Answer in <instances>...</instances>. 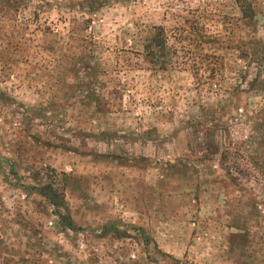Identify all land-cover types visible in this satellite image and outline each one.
<instances>
[{
  "label": "rangeland",
  "instance_id": "obj_1",
  "mask_svg": "<svg viewBox=\"0 0 264 264\" xmlns=\"http://www.w3.org/2000/svg\"><path fill=\"white\" fill-rule=\"evenodd\" d=\"M0 91V264H264V0H0Z\"/></svg>",
  "mask_w": 264,
  "mask_h": 264
},
{
  "label": "trees",
  "instance_id": "obj_2",
  "mask_svg": "<svg viewBox=\"0 0 264 264\" xmlns=\"http://www.w3.org/2000/svg\"><path fill=\"white\" fill-rule=\"evenodd\" d=\"M160 32H162L161 29H160ZM160 32L157 35L155 44H156V47L164 51L166 50V40L163 34H161ZM1 94L3 93L0 91V95ZM40 190H41L40 194L46 197L49 203L54 207V214L59 218L61 225L66 229H69L71 231H76L77 228L68 212V209L66 207V201L64 197L61 195V193H59L52 185H49L47 187L45 186L44 188H41ZM111 230H114V231H111ZM110 232L117 233V236H119L120 238L126 237L125 233H122L119 229H114L112 225L104 227L103 229L104 236H107ZM142 232L144 231L142 230ZM143 238L145 241V245L149 246L151 243L156 245L154 241H152L149 237L145 235V232H144ZM176 262H179V261L176 260Z\"/></svg>",
  "mask_w": 264,
  "mask_h": 264
}]
</instances>
